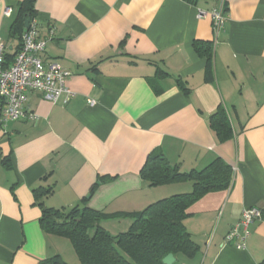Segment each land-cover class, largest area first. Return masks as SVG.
I'll list each match as a JSON object with an SVG mask.
<instances>
[{"label": "crops", "instance_id": "obj_1", "mask_svg": "<svg viewBox=\"0 0 264 264\" xmlns=\"http://www.w3.org/2000/svg\"><path fill=\"white\" fill-rule=\"evenodd\" d=\"M21 1L0 0L6 55L20 43L10 28ZM218 6L219 0H34L47 38L43 60L71 73L66 85L75 96L53 104L27 92L25 109L39 121L0 126V264H38L57 254L79 263L67 238L41 228L39 203L131 213L190 192L189 181L149 186L141 178L153 150L182 172L217 157L232 169L228 189L189 208L183 223L198 251L174 255L172 264H264V0H224L227 19L215 36L210 16L198 13ZM195 44L212 45L211 76ZM219 105L234 130L224 142L207 122ZM99 176L110 178L91 192ZM39 187L51 192L36 199ZM252 206L262 215L239 249L225 236ZM130 223L100 222L112 235Z\"/></svg>", "mask_w": 264, "mask_h": 264}, {"label": "trees", "instance_id": "obj_2", "mask_svg": "<svg viewBox=\"0 0 264 264\" xmlns=\"http://www.w3.org/2000/svg\"><path fill=\"white\" fill-rule=\"evenodd\" d=\"M34 0H22L10 32L20 39L24 20L35 17ZM196 52L206 58L208 75L212 73V45H194ZM19 47V46H18ZM6 64L14 55H6ZM210 80V79H209ZM187 91V89L183 88ZM209 128L219 142L231 139L233 127L223 105L207 116ZM141 178L149 186H159L180 181L192 183L190 192L174 194L158 199L138 212H117L106 214L86 205L74 206L68 210L41 207L39 219L41 228L53 235L67 238L80 264H164L168 254H185L193 257L198 251L183 221L189 208L209 192L226 190L232 181V169L222 158L217 157L205 167L182 172L171 166L160 150L148 153L139 170ZM110 177L99 176L91 192ZM51 192V188L34 190L36 199ZM128 218L131 223L126 231L110 234L100 222L106 219ZM38 264H69L60 255L47 257Z\"/></svg>", "mask_w": 264, "mask_h": 264}, {"label": "built area", "instance_id": "obj_3", "mask_svg": "<svg viewBox=\"0 0 264 264\" xmlns=\"http://www.w3.org/2000/svg\"><path fill=\"white\" fill-rule=\"evenodd\" d=\"M11 7L3 11L5 16L11 14ZM208 14L212 21L215 36L223 28L226 17L224 0H219V6L210 12L199 11L198 16ZM47 38L42 37L36 17L30 18L28 27L20 36V43L13 61L6 64L7 45L0 39V126L20 118H27L34 123L39 116L25 109L26 93L39 92L44 99L53 104H67L75 96V92L66 85V79L71 74L64 70L56 61L45 62L42 54L45 51ZM92 105L93 100H88ZM262 211L252 206L244 209L240 219L226 234V241H235L237 248L244 247V241L249 235V226L259 219Z\"/></svg>", "mask_w": 264, "mask_h": 264}, {"label": "water", "instance_id": "obj_4", "mask_svg": "<svg viewBox=\"0 0 264 264\" xmlns=\"http://www.w3.org/2000/svg\"><path fill=\"white\" fill-rule=\"evenodd\" d=\"M30 21V17L27 16L24 20V28L28 27ZM164 264H172L175 261L174 255L172 253H168L163 259H162Z\"/></svg>", "mask_w": 264, "mask_h": 264}, {"label": "rangeland", "instance_id": "obj_5", "mask_svg": "<svg viewBox=\"0 0 264 264\" xmlns=\"http://www.w3.org/2000/svg\"><path fill=\"white\" fill-rule=\"evenodd\" d=\"M113 223H114V222H113ZM118 228H120V227H118ZM78 264H80V262H79Z\"/></svg>", "mask_w": 264, "mask_h": 264}]
</instances>
